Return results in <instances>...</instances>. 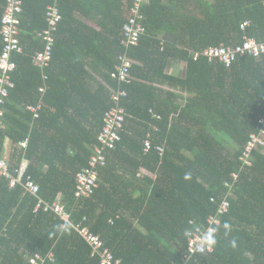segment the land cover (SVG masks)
Returning <instances> with one entry per match:
<instances>
[{"label":"trees","instance_id":"16d2710c","mask_svg":"<svg viewBox=\"0 0 264 264\" xmlns=\"http://www.w3.org/2000/svg\"><path fill=\"white\" fill-rule=\"evenodd\" d=\"M130 2L22 0L23 53L14 57L15 86L0 129V143L11 141L9 168L16 175L25 161L22 179L30 176L47 201L60 196L72 224L85 217L83 225L120 264H181L184 230L203 229L228 192L224 184H232L229 210L220 216V225L231 223V236L225 238L221 228L216 248L195 254L190 264H264V149L250 154L251 165L241 159L249 135L264 129V55L239 56L226 67L203 55L194 59L192 53L235 45L243 37L263 40L264 0H150L142 8L145 32L128 49L136 61L132 80L119 84L110 72L122 52ZM53 3L62 20L46 70L42 109L33 119L26 105L38 101L42 84L31 59L42 48L35 34L46 26L44 12ZM4 5L0 0V19ZM246 20L249 25L241 29ZM163 30L174 40L162 42L158 34ZM171 60L185 64L184 77L167 73ZM155 81L180 88L184 102L156 88ZM118 87L126 92L120 101L125 113L121 141L108 152L94 193L76 199L75 175L87 166L103 114L113 105L110 89ZM147 134L151 147L144 151ZM25 139L22 148L19 142ZM35 203L21 185L10 187L0 177V264H30L33 254L50 251L54 262L47 264H100L71 224L70 234L51 236L63 221L49 211L33 213Z\"/></svg>","mask_w":264,"mask_h":264},{"label":"built area","instance_id":"2783aa9c","mask_svg":"<svg viewBox=\"0 0 264 264\" xmlns=\"http://www.w3.org/2000/svg\"><path fill=\"white\" fill-rule=\"evenodd\" d=\"M150 0H131L130 15L122 27V52L118 56V63L114 70L110 72V77L116 80L119 84L130 83L132 80L131 68L136 61L128 54V49L131 46H137L140 38L145 32L143 25L144 15L142 8L147 5ZM23 13L22 0H5L4 10L0 19V129L4 117V106L9 96L10 90L15 84L12 80V74L16 69L14 57L23 53L21 44V16ZM46 26L39 31H36L35 36L42 41V48L32 55V64L41 71L42 84L38 87L40 98L34 104L26 105V110L29 111L33 119L39 117V112L42 109V97L48 88V76L46 70L50 67L52 60V51L55 43L58 26L62 20V15L57 3L46 6L44 12ZM249 25V21L241 23L240 28L244 29ZM193 58L196 59L200 55L205 56L209 62L219 61L226 67H229L239 56L250 55L260 57L264 55V39L261 41L251 37H243L242 42L235 45H219L208 46L202 51L192 52ZM111 100L113 105L107 109L102 117V125L96 137V143L92 146V154L90 155L87 166L82 167L75 175L74 196L76 199L89 197L94 193L98 185L100 168L104 167L107 162V154L114 150L117 143L121 141L120 132L123 129L125 121V113L120 106L121 99L126 95V92L120 87L110 89ZM150 112L152 110L150 109ZM153 117L159 118L158 114L153 113ZM155 129V127H153ZM28 139L19 142V146L26 148ZM151 147L150 134L144 140V151H148ZM257 149H264V129L257 133H251L249 139L244 146L241 159L247 165H251V153ZM162 152V148H159ZM25 163H23L13 174L8 164V155L4 152L3 144L0 143V177L6 179L10 187L19 184L22 188L33 195L36 203L33 207V213L39 210L56 214L64 222L72 225L75 231L85 240L91 248V257H98L100 264H120V259H115L113 254L107 248H103V242L100 237L83 225V221L77 224L70 222V212L66 210L65 205L61 202L60 196H57L52 201L45 200L39 193V186L30 176H26L23 180L25 172ZM237 174H233V179L236 180ZM228 188V192L218 203L216 212L206 217V225L204 230L210 226L220 225V216L227 213L230 207L229 196L231 194L232 184H224ZM214 202V198H210ZM212 252V251H211ZM210 253V252H208ZM206 253V254H208ZM200 254V253H196ZM202 254V255H206ZM194 259L189 248L187 240L186 253L182 257L181 264H190ZM54 262L53 253L50 251L46 255L35 253L29 258L30 264H47ZM180 264V263H173Z\"/></svg>","mask_w":264,"mask_h":264},{"label":"clouds","instance_id":"9594fccd","mask_svg":"<svg viewBox=\"0 0 264 264\" xmlns=\"http://www.w3.org/2000/svg\"><path fill=\"white\" fill-rule=\"evenodd\" d=\"M190 178V174H186L185 179ZM221 228L223 229L224 237L228 238L231 236L233 231L231 223L225 222L222 225L210 226L206 230L202 229L200 225H192L186 228L183 232V236L189 242V248L193 255L196 253L206 254L213 251L218 245L217 239ZM71 225L68 222L61 223L54 227V230L50 234L51 236L64 234H70ZM232 248L237 247V239L232 238L230 241Z\"/></svg>","mask_w":264,"mask_h":264},{"label":"crops","instance_id":"0c3cea01","mask_svg":"<svg viewBox=\"0 0 264 264\" xmlns=\"http://www.w3.org/2000/svg\"><path fill=\"white\" fill-rule=\"evenodd\" d=\"M75 17L78 18L79 20H81L82 22L86 23L89 26H93L95 28L98 29V27L96 26V24L91 21L90 19L83 17L82 15H79L78 13L75 14ZM158 37L161 39L162 42L168 43L174 40L175 35L169 31H160L158 34ZM25 45V44H24ZM23 45V46H24ZM185 64L179 60H171L170 64L167 67V73H169L170 75L176 77V78H182L185 76ZM93 77L97 80L100 81V77L97 74H94ZM153 85L158 88L161 89L163 91H169L171 93H174L175 95L178 96L177 101L179 103H183L184 102V97L186 96V93L184 91H182L180 88L175 87V86H171L165 82L162 81H155L153 82ZM3 148H4V152L9 155L10 151H11V141L10 139L6 138L3 142ZM23 163L26 164V162L24 161ZM143 173H147L144 170L142 171Z\"/></svg>","mask_w":264,"mask_h":264}]
</instances>
